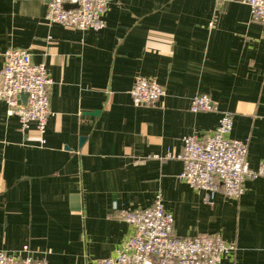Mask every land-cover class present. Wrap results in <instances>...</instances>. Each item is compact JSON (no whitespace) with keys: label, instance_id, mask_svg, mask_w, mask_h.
<instances>
[{"label":"crops","instance_id":"crops-1","mask_svg":"<svg viewBox=\"0 0 264 264\" xmlns=\"http://www.w3.org/2000/svg\"><path fill=\"white\" fill-rule=\"evenodd\" d=\"M48 10V0H0V70L7 51L28 50L53 83L44 134L35 123L23 131L0 101V252L30 246L50 264H97L134 236L120 211L160 197L176 236L232 244L221 264H264V179L238 199L208 200L181 181L176 158L184 138L231 113L230 138L247 142L250 168L264 162V24L250 7L111 0L97 31L52 24ZM138 79L165 89L157 107L134 105ZM201 96L218 112L193 113Z\"/></svg>","mask_w":264,"mask_h":264},{"label":"built area","instance_id":"built-area-1","mask_svg":"<svg viewBox=\"0 0 264 264\" xmlns=\"http://www.w3.org/2000/svg\"><path fill=\"white\" fill-rule=\"evenodd\" d=\"M47 20L77 30H101L111 0H48ZM248 5L252 19L264 24V0H240ZM52 80L45 64H35L28 50L13 49L5 53V64L0 70V101L8 106V114L19 118L23 131L35 123L44 134L52 116L49 90ZM26 96V101L23 100ZM166 91L156 82L138 79L132 92L136 107H157ZM193 113L218 112L209 97L193 100ZM220 125L204 137L189 136L183 140V153L176 158L184 164L181 181L192 188L206 191L209 200L217 193L238 199L245 193L248 180L264 179V162L252 170L247 161V142L234 140L231 113L221 115ZM45 143L44 140H42ZM120 218L134 228L133 238L115 257L101 259L97 264H221L235 251L232 244L209 236L194 238L174 234V220L160 197L152 207L122 210ZM30 246L21 254L0 252V264H50ZM25 255V256H24ZM24 256V257H23Z\"/></svg>","mask_w":264,"mask_h":264},{"label":"water","instance_id":"water-1","mask_svg":"<svg viewBox=\"0 0 264 264\" xmlns=\"http://www.w3.org/2000/svg\"><path fill=\"white\" fill-rule=\"evenodd\" d=\"M23 100L26 101V96H23Z\"/></svg>","mask_w":264,"mask_h":264}]
</instances>
